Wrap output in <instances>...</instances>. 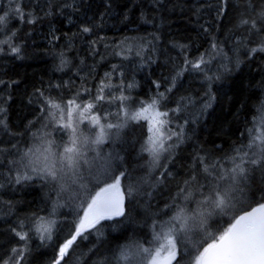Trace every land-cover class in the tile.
<instances>
[{"label":"trees","instance_id":"obj_1","mask_svg":"<svg viewBox=\"0 0 264 264\" xmlns=\"http://www.w3.org/2000/svg\"><path fill=\"white\" fill-rule=\"evenodd\" d=\"M262 10L264 0H252L251 7L247 0H0V264H14L13 249H23L20 264H54L89 194L115 176L125 193V215L85 232L61 264H143L148 254L137 245L152 249L153 237L172 223L180 238L175 264H195L243 211L263 203L264 163L247 161L264 158V52H251L264 44V31L240 25L252 18L264 29L257 15ZM201 57L202 70L184 64ZM101 86L105 100L84 112ZM41 92L59 107L45 108ZM160 92L165 98L156 106L168 112L166 150L153 164L143 150L150 124L130 117ZM121 96L128 99H116ZM93 116L105 126L104 142L84 145L78 175L65 174L59 155L72 128L95 140L100 127ZM66 124L72 127H61ZM49 149L55 180L31 173ZM241 156L249 178L231 183L232 158L239 162ZM198 158L209 167L218 164L220 176H207ZM29 160L35 163L25 169ZM105 163L109 171L102 175ZM25 171L32 178L16 183ZM209 185L225 190L223 206L206 202ZM183 189L192 193L188 199ZM49 221L51 239L41 240L36 229ZM12 228L28 232V239L21 241Z\"/></svg>","mask_w":264,"mask_h":264},{"label":"snow or ice","instance_id":"obj_2","mask_svg":"<svg viewBox=\"0 0 264 264\" xmlns=\"http://www.w3.org/2000/svg\"><path fill=\"white\" fill-rule=\"evenodd\" d=\"M18 2V0H17ZM226 2V0H225ZM249 7L252 6V0H247ZM17 13L23 18L24 12L22 8L17 7L15 9ZM258 17L261 21H264V10L259 12ZM3 17H0V22L3 21ZM240 25L248 26V30L256 31L257 33L264 31V29L257 26V19H241ZM84 32L90 31L89 28L85 27L83 29ZM14 53L18 52V48H12ZM264 52V44H261L257 48H252L251 52ZM204 63L203 57L199 58L198 61L185 60L184 64L187 65L192 70H202V64ZM187 69H182L177 73V76L182 75L183 71ZM209 79H211L209 77ZM157 88L160 85L157 83ZM128 87H132V85H128ZM175 87V78H173L171 82V87L167 88L166 91L171 92L172 88ZM119 90V89H117ZM101 94L94 97V102L87 104L84 107V112H90L93 108L97 107L99 102H103L105 100L103 93V86L100 89ZM41 99L40 103L44 104L45 108L51 104V101L44 100V94L39 93ZM110 95V94H109ZM165 98V93L160 92L158 98H154L149 105L150 108H155L159 100ZM120 101L127 100L128 97L121 96L117 97ZM74 100L69 101V106L74 104ZM210 105H205V108ZM51 107H59L58 105L51 104ZM80 107V106H77ZM143 107V105H142ZM179 109H173L172 111H178ZM148 109H144V112H147ZM0 112H3V109L0 108ZM69 117H71L72 113L69 111ZM81 115H83L81 113ZM156 116H168V112H157ZM148 119V117L143 115V112H138L135 115H132L130 118L132 120H139L140 118ZM91 122L94 125L100 127V133L96 136L95 140L89 141L87 137H83L78 135L75 128H72V136L70 138L69 146L64 147L63 153L59 155V160L63 165L62 170H66L65 174L71 173L72 176L78 175V168L80 166L81 161L84 159V152L82 150L84 145L89 143L93 144H102L104 142V133L105 126L100 123V117L93 116L91 118ZM3 118L0 117V125H3ZM164 123L163 121L160 122ZM62 128H70L71 124L61 125ZM107 128L111 129L114 127L113 124L109 123L106 125ZM119 127V125L115 126ZM149 131L153 132V135L148 138L149 146L144 148V151H147L152 156V162L155 164L160 154L165 151L164 141L160 139L158 133L160 131L159 128L149 129ZM170 138V136H169ZM240 152V149L236 150ZM247 154H245L246 156ZM28 156V153H25V157ZM54 154L51 150H48V154L44 157V160L40 162L42 167L37 169L36 167H31V173H36L40 178H51L53 180L57 179L58 173L56 168L52 164V158ZM108 158H105L107 161ZM234 167L232 171L229 173V180L231 183H238L241 180H248V172L249 169L245 168V159L243 156L239 157V162H237V158L233 157ZM35 162L30 161L24 164V168L27 169L30 165ZM198 165H204L203 171L207 176H210L213 171L216 172L217 176H220L218 164H212L210 167L203 159H199L197 161ZM247 163L251 165H257L258 163H264V158L261 161L257 159H249ZM102 175H107L109 171V167L107 163L101 165ZM30 172L25 171L23 173L18 174L15 177L16 183H20L23 180H28L32 178ZM41 173L43 176H41ZM120 175H123L121 173ZM113 182L105 183V186L100 188L99 192H96L95 195L89 194L90 202H87L86 209L84 210L83 216L79 219V222L76 224L73 233L70 235V238H67L62 245L59 246L58 253L56 258L54 259V264H61V261L65 259L69 254V249L76 244V241L79 237H83L85 232H88L92 229H96L97 225L100 224L103 220H111L114 217H121L125 215L124 208V198L125 193L121 190V180L119 176H115L112 178ZM193 181L197 180L196 176L192 177ZM75 183V180H73ZM198 184V181H197ZM199 186V185H198ZM131 189L128 191V195H131ZM183 192H187V195L184 197L188 199L192 193L188 192L187 189H183ZM205 191L210 192L209 200L206 202H210L215 205L217 208L223 206L225 204V190L222 191L218 186L213 187L211 185L205 186ZM175 220H181V216L174 217ZM52 222H48V226L37 228L36 231L40 234L41 240L51 239V228ZM21 229L23 228V224L20 225ZM11 231L15 233L17 237L21 241H25L28 239V232L25 231H17L16 228H12ZM87 238V237H83ZM161 239L160 235L154 236L153 240L158 242ZM166 244H158V247L153 250L149 248H144L142 246L137 245L138 251L142 253L149 254L148 264H171L173 260L176 259V243L172 238L171 232H169L166 236ZM128 247V246H126ZM14 254H16V259L14 264H20V261L23 259V249H13ZM154 251V254H153ZM166 251L167 255L160 259L161 252ZM121 258L128 259V254L125 250H121ZM11 259V258H10ZM212 260L215 261L216 264H264V203L260 204L258 207L253 208L251 211L245 212L244 215H240L235 219V223H233L229 228H227L223 233L215 238L212 243H209L207 247L203 249V251L196 257L195 264H204L205 261Z\"/></svg>","mask_w":264,"mask_h":264},{"label":"rangeland","instance_id":"obj_3","mask_svg":"<svg viewBox=\"0 0 264 264\" xmlns=\"http://www.w3.org/2000/svg\"><path fill=\"white\" fill-rule=\"evenodd\" d=\"M144 109H148L147 112H144ZM141 112H143V115L148 117V122L150 124V129H155V128H159L160 131L158 133L160 139H162L163 141L165 140V135H166V131H165V117L164 116H156V113L157 112H162L159 110V108L157 106H155V108H150L149 105H147L145 108H143L141 110ZM164 122V123H160V122ZM153 135V132L151 131V136ZM121 190L123 191L122 187H121ZM124 192V191H123ZM176 223H172L169 225L168 228H165L166 230L162 231L160 233V236H161V239L155 243V245L152 247L153 250H155L157 247H158V244L162 245V244H166V239H165V236L171 232L172 234V238L174 239L175 243H176V250L178 249L179 247V236H178V233L176 231ZM153 254H154V251H153ZM167 255V252L166 251H162L161 252V256H160V259L164 256ZM148 261H149V254H148V257L146 258V261L143 263V264H148ZM135 263V262H134ZM133 264V263H132Z\"/></svg>","mask_w":264,"mask_h":264},{"label":"water","instance_id":"obj_4","mask_svg":"<svg viewBox=\"0 0 264 264\" xmlns=\"http://www.w3.org/2000/svg\"><path fill=\"white\" fill-rule=\"evenodd\" d=\"M263 203H264V202H263ZM260 204H262V203H260ZM260 204H258V205L254 206V207H251V208H249V209L243 211L240 215H244L245 212H247V211H251L253 208L258 207ZM124 208H125V198H124ZM240 215H239V216H240ZM239 216H238V217H239ZM238 217H237V218H238ZM234 223H235V222H234ZM176 253H177V255H176V259L173 260V261L171 262V264H175V263L178 261V259H179V252H178L177 250H176ZM164 257H165V256H164ZM164 257H162L161 260H163ZM204 264H216V262H215V261H212V260H207V261L204 262Z\"/></svg>","mask_w":264,"mask_h":264},{"label":"bare ground","instance_id":"obj_5","mask_svg":"<svg viewBox=\"0 0 264 264\" xmlns=\"http://www.w3.org/2000/svg\"><path fill=\"white\" fill-rule=\"evenodd\" d=\"M133 86H134V84H133ZM262 101V100H261Z\"/></svg>","mask_w":264,"mask_h":264}]
</instances>
